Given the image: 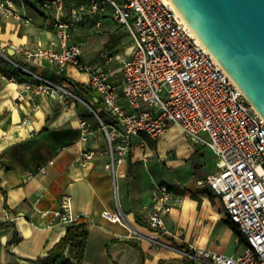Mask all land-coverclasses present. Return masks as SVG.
<instances>
[{
	"label": "crops",
	"instance_id": "1",
	"mask_svg": "<svg viewBox=\"0 0 264 264\" xmlns=\"http://www.w3.org/2000/svg\"><path fill=\"white\" fill-rule=\"evenodd\" d=\"M16 6L32 18L33 24L25 26L0 17V44L7 51L18 46L50 47L56 38L50 17L36 5ZM121 30L109 16L90 19L89 23L75 27L73 42L81 44L84 63L103 66L110 81L123 90V61L131 56L132 39L117 52L115 47L110 49L111 40H104V44H99V52L92 55V48L98 45L97 35H113L116 39ZM109 58L112 61L108 63ZM0 65L15 75L13 82L0 79V221L14 223L22 235V241L8 249L14 230L0 232V264H35L60 242L69 222L56 212L66 195L72 198L74 221H83L90 231L84 264H185L186 257L172 248L156 246L150 239L175 249H208L227 256L243 252L244 240L238 242L221 200L207 188L197 186V180L216 170V158L211 151L202 146L195 168L184 167L191 170L189 178L176 176L175 180L182 182L176 183L173 191L182 202L165 215L167 231L155 230L145 222L154 204V187L140 177L138 169L131 173L134 154L130 163L128 157L118 168V175L122 176L117 180V175L116 181L104 168L109 159L108 145L100 121L96 120L99 117L109 123L111 117L101 100L97 103L92 97V93L99 97L98 93L90 89L91 94L87 95L73 84L87 87L88 74L71 65L63 69L47 64L32 66L33 74L16 71L2 59ZM40 78L70 89L81 100L69 98L62 102L27 89L28 85H38ZM92 99L100 113L92 107ZM89 110L98 116L94 112L92 116ZM80 120L90 125L86 135L79 128ZM86 149H95L96 156L82 166L80 160ZM182 163L187 165H179ZM127 187L132 205L128 214L122 207ZM121 207L126 225L103 216L105 211L120 213ZM55 264L78 263H68L65 255Z\"/></svg>",
	"mask_w": 264,
	"mask_h": 264
},
{
	"label": "built area",
	"instance_id": "2",
	"mask_svg": "<svg viewBox=\"0 0 264 264\" xmlns=\"http://www.w3.org/2000/svg\"><path fill=\"white\" fill-rule=\"evenodd\" d=\"M36 2L50 17L56 37L52 45L11 47V56L0 44V59L29 74H33L32 66L43 64L61 69L71 65L88 74L87 88L98 93L111 117L109 123L98 119L108 145L104 168L114 181L118 168L129 157L135 136L155 140L171 127L196 139L216 158L215 172L197 180V186L221 200L227 219L241 234L238 242L244 240L243 252L227 256L208 249H175L158 239L151 242L201 264H264V117L185 18L169 0H0V17L30 26L32 18L16 5L26 8ZM105 16L123 26L132 39L131 56L123 61V90L110 81L103 66L84 63L81 44L73 42L77 25ZM0 79L13 82L15 75L0 65ZM27 89L62 102L81 100L70 89L43 78ZM79 128L86 135L90 125L80 120ZM95 156V149H86L80 164L86 166ZM153 196L145 222L155 230L167 231L165 215L182 199L162 183L154 185ZM72 209V198L66 195L56 215L73 222ZM103 216L126 225L122 207L120 213L105 211Z\"/></svg>",
	"mask_w": 264,
	"mask_h": 264
},
{
	"label": "water",
	"instance_id": "3",
	"mask_svg": "<svg viewBox=\"0 0 264 264\" xmlns=\"http://www.w3.org/2000/svg\"><path fill=\"white\" fill-rule=\"evenodd\" d=\"M172 1L264 117V0ZM122 207L126 214L132 211L128 187Z\"/></svg>",
	"mask_w": 264,
	"mask_h": 264
},
{
	"label": "rangeland",
	"instance_id": "4",
	"mask_svg": "<svg viewBox=\"0 0 264 264\" xmlns=\"http://www.w3.org/2000/svg\"><path fill=\"white\" fill-rule=\"evenodd\" d=\"M35 5L37 8H39V4L37 2L35 3ZM121 29L122 30L119 33L120 35L117 34L116 39V36L113 35H97L98 45L97 47L92 48V55H95L97 52H99V44L102 45L104 40H111L110 49H113V47H115L114 52H117L121 50L125 45L130 44L131 37L129 36V33L123 26H121ZM117 41L120 42L119 45ZM116 60L118 59L116 58ZM81 96L83 97V95ZM93 102L94 101L92 99V104ZM92 107L96 108L95 104H93ZM96 109L98 110V113H100L99 109ZM90 113H92V116L94 115L93 112L90 111ZM96 121H99V119L97 118ZM172 128L177 133L175 139L172 140L165 137L168 131L166 132V134L155 140L145 136H141L140 140L138 136L134 137V163L133 165H131L133 170V172L131 173H135V171L138 169V172L141 175L140 177L148 182H151L153 187L155 184L162 183L166 184L168 187L174 190L176 183L182 182L181 180L176 181V176L181 179L184 176H187V178H189V172L191 170L188 169L187 171L185 168H188L189 165H192V168H195V166L197 165L196 159H198L199 157L198 151L202 149V145L196 139L182 132L179 128L171 127L170 129ZM181 162H186L187 165H183V163L182 165H179ZM130 169L131 168L126 169L125 173L127 174ZM184 173H186V175H184ZM119 176L122 175H120L119 173L117 180L119 179Z\"/></svg>",
	"mask_w": 264,
	"mask_h": 264
},
{
	"label": "trees",
	"instance_id": "5",
	"mask_svg": "<svg viewBox=\"0 0 264 264\" xmlns=\"http://www.w3.org/2000/svg\"><path fill=\"white\" fill-rule=\"evenodd\" d=\"M74 86L80 88L85 94L90 95L91 90L83 85L73 83ZM93 92V91H92ZM92 97L97 100V103H100V98L93 95ZM102 118V116H100ZM134 144L131 145V150L129 154V163L132 160L134 149ZM232 224V223H231ZM233 225V224H232ZM234 231L237 236H241L239 230L235 225ZM8 229L14 230V236L10 242L7 243V248L11 249L16 244L22 241V235L19 232L16 225L12 222L0 221V232ZM90 236V231L87 225L83 221H73L67 224L66 232L64 237L55 244L44 257H39L34 263L35 264H55L61 257L67 255L68 263L71 260L76 261L78 264H84V256L86 253L88 239ZM185 264H194V261L186 257L184 258ZM165 264V263H160Z\"/></svg>",
	"mask_w": 264,
	"mask_h": 264
},
{
	"label": "bare ground",
	"instance_id": "6",
	"mask_svg": "<svg viewBox=\"0 0 264 264\" xmlns=\"http://www.w3.org/2000/svg\"><path fill=\"white\" fill-rule=\"evenodd\" d=\"M170 1V3L172 4V6L174 7V9L180 14V15H182L181 13H180V11L177 9V7H176V5L174 4V2L172 1V0H169ZM183 16V15H182ZM187 22V21H186ZM166 134V133H165ZM176 131L172 128V129H170L169 131H168V133L165 135V137L167 138V139H170V140H172V139H175V137H176Z\"/></svg>",
	"mask_w": 264,
	"mask_h": 264
}]
</instances>
